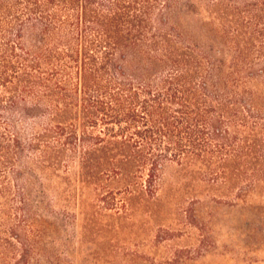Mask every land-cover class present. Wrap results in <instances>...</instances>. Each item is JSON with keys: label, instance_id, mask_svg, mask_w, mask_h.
<instances>
[{"label": "trees", "instance_id": "1", "mask_svg": "<svg viewBox=\"0 0 264 264\" xmlns=\"http://www.w3.org/2000/svg\"><path fill=\"white\" fill-rule=\"evenodd\" d=\"M165 163L264 191V0H0V264H34L42 179L120 214Z\"/></svg>", "mask_w": 264, "mask_h": 264}, {"label": "rangeland", "instance_id": "2", "mask_svg": "<svg viewBox=\"0 0 264 264\" xmlns=\"http://www.w3.org/2000/svg\"><path fill=\"white\" fill-rule=\"evenodd\" d=\"M189 174L165 163L158 193L132 195L120 214L96 212L91 188L76 190L73 179L60 185L42 179L43 221L29 228L30 237L41 236L34 264H264V191L245 196V203L235 190L207 196ZM197 202L205 203L202 209L188 212Z\"/></svg>", "mask_w": 264, "mask_h": 264}]
</instances>
